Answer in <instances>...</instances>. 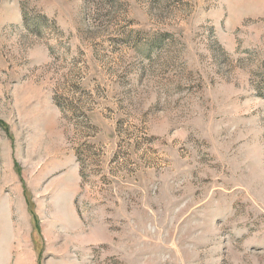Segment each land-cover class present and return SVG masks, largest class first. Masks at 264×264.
I'll list each match as a JSON object with an SVG mask.
<instances>
[{"label": "rangeland", "instance_id": "1", "mask_svg": "<svg viewBox=\"0 0 264 264\" xmlns=\"http://www.w3.org/2000/svg\"><path fill=\"white\" fill-rule=\"evenodd\" d=\"M0 264H264V0H0Z\"/></svg>", "mask_w": 264, "mask_h": 264}]
</instances>
